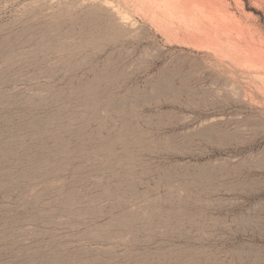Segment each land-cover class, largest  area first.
<instances>
[{
	"label": "rangeland",
	"instance_id": "1",
	"mask_svg": "<svg viewBox=\"0 0 264 264\" xmlns=\"http://www.w3.org/2000/svg\"><path fill=\"white\" fill-rule=\"evenodd\" d=\"M0 264H264V0H0Z\"/></svg>",
	"mask_w": 264,
	"mask_h": 264
}]
</instances>
